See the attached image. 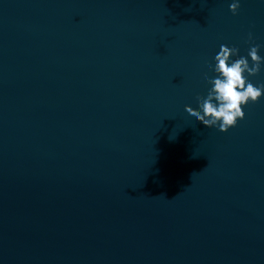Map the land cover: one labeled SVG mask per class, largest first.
I'll list each match as a JSON object with an SVG mask.
<instances>
[{
  "label": "water",
  "instance_id": "95a60500",
  "mask_svg": "<svg viewBox=\"0 0 264 264\" xmlns=\"http://www.w3.org/2000/svg\"><path fill=\"white\" fill-rule=\"evenodd\" d=\"M231 2L0 0V264H264V98L186 111L221 44L264 57Z\"/></svg>",
  "mask_w": 264,
  "mask_h": 264
},
{
  "label": "clouds",
  "instance_id": "9594fccd",
  "mask_svg": "<svg viewBox=\"0 0 264 264\" xmlns=\"http://www.w3.org/2000/svg\"><path fill=\"white\" fill-rule=\"evenodd\" d=\"M240 6V0H232L229 10L236 15ZM248 38L252 40L251 33ZM260 49L261 45L253 44L243 56L238 47L221 44L213 63L208 65L212 75L204 77L209 87L206 95L198 99L199 113L187 108L188 117L208 128L216 127L221 132H227L244 119V108L264 98V83L257 85L249 79L258 75L264 67Z\"/></svg>",
  "mask_w": 264,
  "mask_h": 264
}]
</instances>
